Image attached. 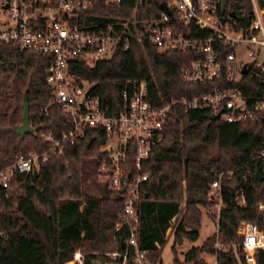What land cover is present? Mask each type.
Segmentation results:
<instances>
[{
    "label": "trees",
    "instance_id": "1",
    "mask_svg": "<svg viewBox=\"0 0 264 264\" xmlns=\"http://www.w3.org/2000/svg\"><path fill=\"white\" fill-rule=\"evenodd\" d=\"M161 2L145 0L138 6L134 0L115 5L101 0L82 14L81 21L86 28L103 22L122 31L127 19L161 15ZM259 2L264 6V0ZM252 7V0H227L219 10L247 24ZM129 26L132 32L133 23ZM231 49L225 45L222 55ZM194 56L134 38L129 49L118 46L111 57L73 70L92 82L102 108L113 113L121 110V90L129 78L147 79L151 98L157 102L197 94L217 83L184 81L182 66ZM49 63L46 52L0 39V169L30 149L50 148L52 141L46 134L58 136L70 125L68 113L52 99L53 87L46 77ZM225 84L239 86L249 95L259 94L262 87L250 72ZM25 98L35 132L21 135L17 124L23 121ZM210 114L209 108L185 110L180 105L169 112L162 137L143 163V170L152 171L141 186L139 220L120 228L125 194L99 176L105 129H89L85 138L67 142L64 153L51 151L37 176L14 170L9 184L0 185V264H66L77 247L85 253V264H95L107 258L105 251H124L134 228L151 261L164 264L162 250L169 227L175 252L184 239L198 237L202 206L213 202L211 182L221 171L223 207L218 232L190 246L184 260L175 264H207L204 251L214 253L217 264H247L240 226L249 221L264 228V119L225 122ZM127 169L132 173L135 166ZM242 194L244 202L240 201ZM217 239L224 248H216ZM134 254L130 247L128 264H134ZM255 260L264 264V246L256 248Z\"/></svg>",
    "mask_w": 264,
    "mask_h": 264
},
{
    "label": "built area",
    "instance_id": "2",
    "mask_svg": "<svg viewBox=\"0 0 264 264\" xmlns=\"http://www.w3.org/2000/svg\"><path fill=\"white\" fill-rule=\"evenodd\" d=\"M99 1L0 0V39L49 54L46 77L53 87L52 99L61 104L70 121L69 127L58 136L53 132L46 134L52 141L50 148L44 151L30 149L1 168L0 185L9 184L14 170L33 172L34 168L39 169L51 151L64 153L67 142L85 138L93 127L103 128L107 139L100 147L105 152L100 174L114 189L121 191L126 186L123 191L124 211L117 224L120 228L128 221L139 220L141 186L152 171L143 170V163L162 137L165 121L176 105L185 110L209 108L211 113L220 111L218 118L225 122L259 116L264 119V6L259 0H252L249 22L239 24L236 17L220 12L222 0H162L164 12L161 15L127 19L122 31L107 27L103 22L86 28L81 21L82 14ZM103 1L115 5L126 0ZM134 1L138 6L145 2ZM163 2L170 12L164 8ZM130 22L133 23L132 32ZM134 38L146 39L161 49L194 53L195 56L182 66L185 82H218L197 94L157 102L151 98L147 79L129 78L121 90V110L105 112L100 97L92 92V82L73 69L81 64L93 66L99 60L111 57L118 46L129 49ZM225 45L232 49L222 55ZM241 48L248 56L238 62L237 53ZM245 63L246 72L261 82L259 94L249 95L239 86L225 84L228 80L241 79ZM41 133L45 134L44 131ZM132 153L133 158L130 157ZM131 164L135 166L132 173L127 169ZM223 174V171L218 174L209 190L210 197L217 200L207 212L211 211L215 216H219L223 207ZM244 201L242 194L241 202ZM135 230L126 239L124 251H105L107 258L99 264H128L130 247L135 251L134 264H154L148 256V249L140 246ZM170 231L172 226L168 233ZM239 232L243 236L245 258L250 263L255 260L256 248L264 246V230L247 221L241 224ZM215 246L224 248L225 244L217 239ZM84 256L82 249L77 247L70 259L71 264H85Z\"/></svg>",
    "mask_w": 264,
    "mask_h": 264
},
{
    "label": "rangeland",
    "instance_id": "3",
    "mask_svg": "<svg viewBox=\"0 0 264 264\" xmlns=\"http://www.w3.org/2000/svg\"><path fill=\"white\" fill-rule=\"evenodd\" d=\"M247 56H248L247 51L244 48H241L237 53L238 62L246 59ZM99 176L102 179H104V177L101 174ZM211 199L213 200V202L211 204H208L206 206H202V211H203L202 224H201V227L199 228V235L196 239H187V238L184 239V241L181 244H178L176 246L177 251L175 252L173 250V247H172L173 242H174V236L172 233H170V234L168 233L167 240L164 243L163 250H162V259H163L164 264H175L178 259L183 261L184 257H185V252L190 246H192L194 244H201L207 236L215 234L218 232L219 216H215V214L211 211L207 212V209L212 207L215 200H217L216 197H213ZM237 201H238V199H237ZM240 201H241V199H240ZM262 206H264V205H262ZM202 257L207 261V264H216V262H217L216 256L214 253L204 251L202 253ZM244 258H245V252H244ZM245 260H246V258H245ZM99 262L100 261H96L95 264H99ZM185 263L189 264L188 262H185ZM246 263L252 264L251 262L249 263L247 260H246Z\"/></svg>",
    "mask_w": 264,
    "mask_h": 264
},
{
    "label": "water",
    "instance_id": "4",
    "mask_svg": "<svg viewBox=\"0 0 264 264\" xmlns=\"http://www.w3.org/2000/svg\"><path fill=\"white\" fill-rule=\"evenodd\" d=\"M227 3V0H222V5L223 8L225 7ZM164 8L170 12V8L167 6V4L165 2L162 3ZM224 20V18H223ZM246 63L244 64L242 71L246 72L247 68H246ZM23 105H24V110H23V121L19 124H17V131L21 134L24 135L26 132H35V127L34 125L31 123V119H30V113H29V107H30V103L29 100L27 98L24 99L23 101ZM220 114V111L218 112H213L210 114L211 118H218ZM91 143V140H89V144ZM33 173L37 176L39 174V169L38 168H34ZM261 177L264 179V175L262 174ZM125 185L121 188V191L123 192L125 190ZM233 202L234 204L237 203V199L236 197L233 198ZM66 264H71V261H67Z\"/></svg>",
    "mask_w": 264,
    "mask_h": 264
},
{
    "label": "bare ground",
    "instance_id": "5",
    "mask_svg": "<svg viewBox=\"0 0 264 264\" xmlns=\"http://www.w3.org/2000/svg\"><path fill=\"white\" fill-rule=\"evenodd\" d=\"M251 263L254 264V260H252Z\"/></svg>",
    "mask_w": 264,
    "mask_h": 264
},
{
    "label": "crops",
    "instance_id": "6",
    "mask_svg": "<svg viewBox=\"0 0 264 264\" xmlns=\"http://www.w3.org/2000/svg\"><path fill=\"white\" fill-rule=\"evenodd\" d=\"M264 230V229H263ZM216 256V255H215ZM254 264H256V260H254Z\"/></svg>",
    "mask_w": 264,
    "mask_h": 264
}]
</instances>
